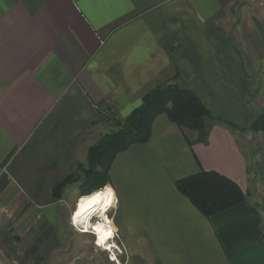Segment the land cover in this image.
I'll return each instance as SVG.
<instances>
[{
	"label": "crops",
	"instance_id": "1",
	"mask_svg": "<svg viewBox=\"0 0 264 264\" xmlns=\"http://www.w3.org/2000/svg\"><path fill=\"white\" fill-rule=\"evenodd\" d=\"M243 21L264 45V0H0V243L77 232V182L52 190L108 132L103 109L123 119L176 81L223 122L199 142L159 114L147 141L115 155L103 189L112 242L155 264H264V191L250 170L264 167V131L246 129L264 110V46L252 101ZM200 171L235 182L244 202L202 215L175 187Z\"/></svg>",
	"mask_w": 264,
	"mask_h": 264
},
{
	"label": "trees",
	"instance_id": "2",
	"mask_svg": "<svg viewBox=\"0 0 264 264\" xmlns=\"http://www.w3.org/2000/svg\"><path fill=\"white\" fill-rule=\"evenodd\" d=\"M159 114H165L182 129L196 131L199 142L206 141L210 122H223L211 114L203 99L189 87L176 81L158 85L147 91L141 104L122 120L105 115L115 128L87 148L85 162L53 188V196L60 198L65 186L76 182L79 196L106 188L109 166L115 155L132 144L147 141L152 122ZM246 129L264 131V111L256 114ZM175 187L205 217L245 200V193L235 182L215 171H200L182 177L176 180Z\"/></svg>",
	"mask_w": 264,
	"mask_h": 264
},
{
	"label": "rangeland",
	"instance_id": "3",
	"mask_svg": "<svg viewBox=\"0 0 264 264\" xmlns=\"http://www.w3.org/2000/svg\"><path fill=\"white\" fill-rule=\"evenodd\" d=\"M243 23L246 24L244 21ZM244 26H247L245 30L241 29L237 31V37L242 41L240 48L246 51L244 58L249 69L252 65L251 62L253 63V77L252 80L248 82L249 85L247 84L248 96L253 101L258 94V86H260L258 71L255 70L259 67L260 63L256 57L257 53L259 54L262 52L264 45L259 36L254 33L251 34L252 30L251 28L248 29L249 25L246 24ZM253 35H256L255 38L258 39L256 42L253 41L254 39L251 37ZM252 43L256 44L251 45ZM262 59L264 63V57ZM117 120L122 119L118 118ZM114 128L115 126L112 121H109L108 131ZM250 170L253 172L251 176L255 174L254 179L260 180L259 186L261 191H264V167L255 165L251 166ZM104 191L108 196L109 202V208L105 212L107 219H110L112 207L115 206V203L111 207L112 197H110V194L107 193L106 190ZM78 199H75L76 203L74 202L73 205H71V212L75 209ZM112 201H114V198H112ZM98 217L99 216L94 215L91 222L99 220ZM70 229L72 230L71 227ZM72 232L74 234L67 233V231L60 226L53 232L54 243H34L32 248H28L27 246L29 244L27 245V243L2 242L0 243V264H155L148 260V257L145 258V256L137 255L131 249L126 250L122 243H114L112 241L111 242L116 245L118 251H116L117 261L111 260L109 256L111 255L110 251H112V248L109 250L104 249L102 245H96L93 234L80 232V234H78V231L75 232L74 230H72ZM115 234L116 236L113 238V241L117 238V233L115 232ZM49 242H51V240Z\"/></svg>",
	"mask_w": 264,
	"mask_h": 264
},
{
	"label": "bare ground",
	"instance_id": "4",
	"mask_svg": "<svg viewBox=\"0 0 264 264\" xmlns=\"http://www.w3.org/2000/svg\"><path fill=\"white\" fill-rule=\"evenodd\" d=\"M108 208V196L103 189H100L92 192L91 194L80 196L76 207L71 214V217L76 225L84 228V233H91L94 235L96 245H102L104 249L111 250V248L116 249L117 247L114 243L108 241V239L111 238L114 230L112 223L107 219L106 216L105 211ZM97 214L101 218L92 223L90 219ZM90 230L93 232H90ZM114 259L117 258L112 257V260Z\"/></svg>",
	"mask_w": 264,
	"mask_h": 264
},
{
	"label": "built area",
	"instance_id": "5",
	"mask_svg": "<svg viewBox=\"0 0 264 264\" xmlns=\"http://www.w3.org/2000/svg\"><path fill=\"white\" fill-rule=\"evenodd\" d=\"M102 114L103 115H107V114H110L109 113V110L105 107L104 109H103V111H102ZM95 216H98V215H95ZM94 217V216H93ZM93 217L90 219V221H92V219H93ZM99 219H100V217H98ZM93 223V222H92ZM71 224H72V226L74 227V228H76V230L78 231V232H80V233H84L83 232V230H84V228L83 227H80V226H78V225H76V223L73 221V219H72V217H71ZM92 230H90V232H91ZM93 232V231H92ZM116 236V234H115V232H114V230H113V233H112V236H111V238L110 239H108V241L110 242V241H113V238ZM96 242V241H95ZM112 243V242H111ZM116 250H117V248L116 249H114V248H112V251H110V256H109V258L112 260V257H116ZM118 251V250H117ZM114 261H117V259H114Z\"/></svg>",
	"mask_w": 264,
	"mask_h": 264
},
{
	"label": "snow or ice",
	"instance_id": "6",
	"mask_svg": "<svg viewBox=\"0 0 264 264\" xmlns=\"http://www.w3.org/2000/svg\"><path fill=\"white\" fill-rule=\"evenodd\" d=\"M94 202V201H93Z\"/></svg>",
	"mask_w": 264,
	"mask_h": 264
}]
</instances>
